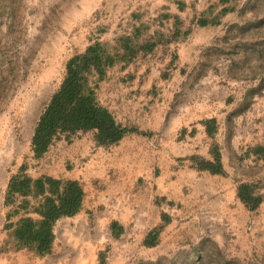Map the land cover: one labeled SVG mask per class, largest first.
Returning a JSON list of instances; mask_svg holds the SVG:
<instances>
[{
    "label": "crops",
    "instance_id": "0c3cea01",
    "mask_svg": "<svg viewBox=\"0 0 264 264\" xmlns=\"http://www.w3.org/2000/svg\"><path fill=\"white\" fill-rule=\"evenodd\" d=\"M39 2L45 18L53 0ZM103 2L54 0L64 26L69 11L83 17ZM36 5L0 0V124L21 92L34 106ZM146 7L156 20L132 36L136 52L97 80L122 137L102 145L88 130L30 153L29 175L76 180L84 191L80 209L56 220L49 253L18 247L5 227L22 197L5 204L13 171L0 168V264H264V7ZM116 36L112 27L98 39Z\"/></svg>",
    "mask_w": 264,
    "mask_h": 264
},
{
    "label": "trees",
    "instance_id": "16d2710c",
    "mask_svg": "<svg viewBox=\"0 0 264 264\" xmlns=\"http://www.w3.org/2000/svg\"><path fill=\"white\" fill-rule=\"evenodd\" d=\"M139 34L137 27L132 35L117 37L115 44L97 38L68 57L62 79L34 126L30 139L33 157L43 155L60 137L70 141L80 132L88 130L95 131V140L102 145L115 143L122 137L125 129L97 100V80L102 79L117 60L133 56L137 49L133 37ZM153 44L146 41L140 46L151 48ZM93 76L97 79L94 80ZM27 166L24 160L18 171L10 176L4 196L5 204L15 203L17 196H21L22 199L12 210V213L21 215L16 223L8 222L5 227L10 229L18 247L43 255L52 249L56 220L80 209L84 191L76 180L49 175L32 177L26 172ZM31 199L35 202L31 203Z\"/></svg>",
    "mask_w": 264,
    "mask_h": 264
},
{
    "label": "rangeland",
    "instance_id": "374dc122",
    "mask_svg": "<svg viewBox=\"0 0 264 264\" xmlns=\"http://www.w3.org/2000/svg\"><path fill=\"white\" fill-rule=\"evenodd\" d=\"M39 1L37 0L36 5L37 26L34 44L37 55L34 106L28 108L22 105L24 95L21 92L20 103L12 108L3 124H0V168H4L7 172L13 171L11 174L18 171L24 160L27 161L28 166L31 163L30 142L25 136L35 126L45 104L58 87L68 57L112 27L117 31V38L133 30L132 26L137 22L140 33L145 34L147 27L156 20L152 16L154 11H150L146 6L150 7L151 2L157 3L160 0H105L102 6L91 14L85 11L83 17L80 12L69 11L66 26L60 25V22H63L60 17L63 18L65 12L59 9V5L55 4L54 0L52 9L47 12L45 18L42 3ZM235 1L264 7V0H219V2ZM44 54H50L51 57L44 58ZM16 77L20 81L24 80V76L15 75ZM30 84H32L31 77Z\"/></svg>",
    "mask_w": 264,
    "mask_h": 264
}]
</instances>
